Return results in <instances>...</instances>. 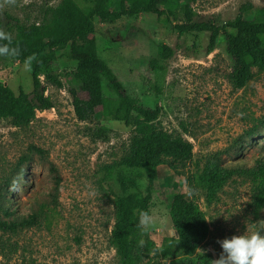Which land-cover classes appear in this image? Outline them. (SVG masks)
<instances>
[{
    "label": "rangeland",
    "instance_id": "1",
    "mask_svg": "<svg viewBox=\"0 0 264 264\" xmlns=\"http://www.w3.org/2000/svg\"><path fill=\"white\" fill-rule=\"evenodd\" d=\"M60 1L17 0L14 6L0 7V19L6 21L8 13L25 24L48 22L51 7ZM76 1L84 9L93 6L92 0ZM182 1L167 0L163 7ZM248 4L264 15V0L191 2L199 20L218 22L235 18L240 7ZM170 21L146 11L113 22L95 17L93 38L99 56L137 102L162 107L149 128L136 116L129 125L102 115L80 120L71 93L78 87L71 75L78 62L69 57L70 46L46 51L59 58L62 85L42 77L54 107L38 111L30 124L0 121L2 216L11 218L6 211L39 215L33 226L15 232L0 229V264H117L112 239L115 194L130 199L138 225L137 210L148 211L155 219L147 233L139 226L133 233V239L139 245L143 240L142 247L150 253L145 264H183V249L170 215L178 192L206 213L210 232L201 248L211 251L215 260L223 251L218 241L251 232L264 220V172H258V158L264 159V70L255 69L252 80L236 89L223 36L207 54V34H199V39L180 35L173 25L185 22L182 12L171 14ZM162 43L175 53L162 69L153 70L149 62ZM0 79L16 93L33 90L32 69L27 71L25 63L2 56ZM155 129L187 139L194 151L182 161L169 155L155 161L154 189L144 203L149 182L146 166L127 160L133 140ZM214 160L236 172L211 190L204 173Z\"/></svg>",
    "mask_w": 264,
    "mask_h": 264
},
{
    "label": "trees",
    "instance_id": "2",
    "mask_svg": "<svg viewBox=\"0 0 264 264\" xmlns=\"http://www.w3.org/2000/svg\"><path fill=\"white\" fill-rule=\"evenodd\" d=\"M92 2V7L84 9L76 0H61L58 5L51 7L48 22L25 24L8 13H5L6 21L0 19V31L11 37L10 47L19 49V55L2 57L25 63L28 57L35 56L31 61V93L23 90L16 93L0 79V121L11 119L18 126L30 124L38 111L54 107L42 77L50 83L62 85L57 73L59 58L55 52L46 51L66 46H70L69 57L78 62L76 69L71 72L78 87L72 88L71 93L75 112L80 120L102 115L129 125L136 116L144 128H149L151 122L159 119L162 107L137 102L114 69L99 56L93 38L96 31L95 17L104 22H113L123 16H135L146 11L165 15L171 22V14L176 16L182 12L185 22L174 23V29L180 35H195L196 39H199V34H207V54L216 49L223 36L226 51L232 60L231 80L236 89L244 88L252 80L255 69L264 70V15L256 14L251 4L242 5L235 18L218 22L214 19L199 20L198 13L191 6L192 0H183L179 5L171 4L168 9L163 7L167 0ZM8 27L10 29L5 31ZM7 43V40H0V45ZM174 53L173 47L160 44L158 55L150 59V67L153 70L162 69L163 63ZM105 84L113 95L106 92ZM99 132L103 137L106 136L103 135V129ZM130 149L128 164L142 161L146 166L149 182L144 203H148L157 176L155 161L161 155L172 156L178 161L190 158L193 156L194 146L181 136L174 137L164 129H155L135 138ZM35 150L43 152L38 147ZM173 166L177 168L176 165ZM235 172L236 170L220 166L217 160L210 161L205 169L204 180L214 190L220 188L222 182ZM258 172H264L263 158H258ZM132 205L128 197L115 194L116 217L112 239L119 258L117 264H145L150 257V253L133 239L138 220H134L131 214ZM6 214L11 218H3L0 207V229L6 232L33 226L39 220L37 213L15 215L6 211ZM170 215L183 249V264H212L214 254L201 248L209 235L210 225L200 205L185 193L178 192L172 200Z\"/></svg>",
    "mask_w": 264,
    "mask_h": 264
},
{
    "label": "clouds",
    "instance_id": "3",
    "mask_svg": "<svg viewBox=\"0 0 264 264\" xmlns=\"http://www.w3.org/2000/svg\"><path fill=\"white\" fill-rule=\"evenodd\" d=\"M17 0H3L0 7L4 5L14 6ZM0 40H7L9 43L0 45V56L19 55V49L10 47L11 37L3 31H0ZM35 56H30L25 60V68L31 71V61ZM139 216V227L142 233H147L150 228L155 226V219L148 211L137 210ZM175 234V233H173ZM140 246L144 245L141 240ZM222 247L220 257L212 264H264V220L257 222V227L251 232H245L242 235H234L230 239L225 238L218 241Z\"/></svg>",
    "mask_w": 264,
    "mask_h": 264
}]
</instances>
